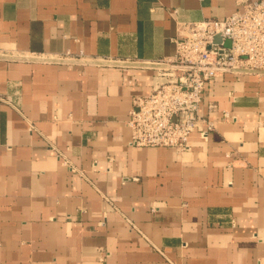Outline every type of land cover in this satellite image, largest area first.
I'll use <instances>...</instances> for the list:
<instances>
[{
  "label": "crops",
  "instance_id": "1",
  "mask_svg": "<svg viewBox=\"0 0 264 264\" xmlns=\"http://www.w3.org/2000/svg\"><path fill=\"white\" fill-rule=\"evenodd\" d=\"M242 1L0 0V264H264V76L208 81L183 151L127 125L176 23Z\"/></svg>",
  "mask_w": 264,
  "mask_h": 264
},
{
  "label": "built area",
  "instance_id": "2",
  "mask_svg": "<svg viewBox=\"0 0 264 264\" xmlns=\"http://www.w3.org/2000/svg\"><path fill=\"white\" fill-rule=\"evenodd\" d=\"M176 25L174 55L141 62L154 71V82L148 95L131 99L130 146L187 149L193 132L206 136L214 130L200 112L208 81L225 74L264 76V0L242 1V10L221 21ZM0 101L6 100L0 96ZM223 116L229 117L227 112ZM56 153L73 171L65 156Z\"/></svg>",
  "mask_w": 264,
  "mask_h": 264
},
{
  "label": "water",
  "instance_id": "3",
  "mask_svg": "<svg viewBox=\"0 0 264 264\" xmlns=\"http://www.w3.org/2000/svg\"><path fill=\"white\" fill-rule=\"evenodd\" d=\"M215 41H216V42H218V41H219V38H218V37H216V38H215Z\"/></svg>",
  "mask_w": 264,
  "mask_h": 264
}]
</instances>
